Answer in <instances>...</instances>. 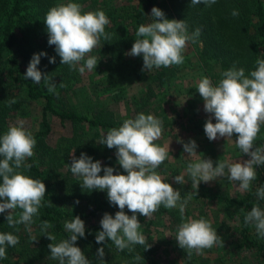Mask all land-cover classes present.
<instances>
[{"label": "trees", "instance_id": "1", "mask_svg": "<svg viewBox=\"0 0 264 264\" xmlns=\"http://www.w3.org/2000/svg\"><path fill=\"white\" fill-rule=\"evenodd\" d=\"M67 2L0 0V135L7 131L9 125L21 119L18 96L40 100L37 128L32 132L37 141L35 154L26 160L32 167L21 171L31 178L41 179L46 186L44 206L39 209V215L33 218L34 223L31 225L9 227L6 222L7 211L0 213V233H12L19 237L15 247L6 248L7 258L0 259V264H59L50 258L48 244L68 238L70 234L65 231L64 223L71 221L74 216H79L85 223V237H78L76 246L91 264H100L97 256L100 247L104 248L105 264H204V256L193 252L192 258L188 259L182 248L174 251L177 257L165 256L158 251V239L162 241V238L174 242L175 247L180 248L175 239L177 227L181 223L180 214L177 209L169 210L163 206L150 220L137 213L142 225L140 231L148 239L149 249L135 245L132 251H120L111 241L97 244L95 236L101 230L100 220L104 213L114 216L119 209L109 203L107 190L89 191L81 187L82 179L70 171V154L74 149L77 158L85 153L94 161L99 160L102 165L99 175L104 174V166L113 167L114 171L124 170L117 161L116 149H109L98 142L103 134L106 135L108 130L119 127L125 119H133L139 113L152 114L168 122L171 128L175 127V121L169 120L166 111L174 104L168 103L164 109L162 105H154L151 101H163V97L155 96L159 94L157 91L165 90L164 87H168L172 81L175 65L142 71L143 57L127 54L133 41L140 39L135 35L138 27L153 21L154 18L150 17L153 6L161 9L167 19H184L189 33L197 27L202 29L198 42L193 43L196 44L195 57L204 74L221 80V72L233 64L238 68L243 67L248 75L249 70L255 69V61L264 59V0H216L211 7L192 5L190 0H72L82 6V11L103 10L110 20L105 31L111 33V40L102 39L101 47L89 54L100 59L94 70H85L84 79L78 70L60 64L55 46L48 44V32L43 21L45 15L51 7ZM233 9L238 10V16H232ZM41 51L47 55L41 56L37 67L52 78L58 98L47 91L43 80L35 84L30 78H23L33 54ZM49 57H55V63H49ZM83 63L81 61L77 69ZM127 77L134 79L127 82ZM133 82H136L137 88L130 92ZM60 83L64 87H60ZM13 98L17 102L9 106L8 101ZM109 99L121 102L126 112L123 115L114 114L108 106ZM173 108L175 110V106ZM51 119L59 124H69L70 134L54 135ZM203 124L200 128L202 131ZM254 167L257 179L252 182L251 190L235 195L220 192L210 194L207 189L195 195L193 189L172 185L180 191L182 198L192 196L198 209L203 208L201 215L195 219L208 220L221 237L223 244L213 247L217 252V264H223L225 258H231L228 260L233 264H264V239L253 236L255 227L244 223V216L252 206L259 204L264 209V200H258L255 195L256 189L264 186V164ZM157 172L162 174L159 168ZM161 176L170 183L168 177ZM207 195H210L212 204H223L221 211H217V208L209 213L205 211L204 198ZM77 200L79 203H75ZM16 211L18 213L20 210ZM124 211L132 215L127 208ZM210 215L213 217L209 218ZM43 220L53 225L48 231L56 236L55 241L41 234ZM231 220L233 222L229 225ZM230 232L237 237L231 246L229 243L227 246L224 241ZM33 236L37 237L36 241L31 240ZM136 255L143 259L135 261Z\"/></svg>", "mask_w": 264, "mask_h": 264}, {"label": "clouds", "instance_id": "2", "mask_svg": "<svg viewBox=\"0 0 264 264\" xmlns=\"http://www.w3.org/2000/svg\"><path fill=\"white\" fill-rule=\"evenodd\" d=\"M190 3L211 7L216 0H190ZM238 15V10L233 9L232 16ZM150 17L154 18L151 23L138 27L135 35L140 39L134 41L127 54L143 57L142 71L182 64L184 50L189 42H198L202 29L197 27L189 33L184 19H167L163 11L155 6L151 9ZM43 21L48 32V44L55 46L60 64H66L81 74L86 69H95L100 58L89 54L93 49L101 47L102 39L111 40V33L105 31L110 20L103 10L82 11L79 3L68 0L67 3L51 7ZM45 55L43 51L33 54L23 78H30L35 84L43 80L47 91L58 98L52 78L37 67L41 56ZM48 59L49 63H55V57ZM81 61L84 63L77 69ZM255 64V69L249 70L248 75L243 67L238 68L233 64L221 72L222 78L216 85L207 76L198 81L196 89L204 101V111L215 118V123L211 117L204 123L207 138L213 141L221 137L232 138L236 134V147L249 158L235 162L230 159L218 160L213 166L210 158L196 156L195 140L190 139L187 143L178 141L183 144L184 152L196 156L195 161L186 166L195 195L201 181L207 183L225 176L231 182H238V191H250L252 182L257 179L254 166L264 164V148L254 147L260 126L264 124V59L258 58ZM59 86L64 87L63 83ZM16 102L13 98L8 101V105ZM162 131L163 121L152 114L139 113L133 119H125L122 125L103 134L98 142L109 149H116L117 161L126 174H114L113 167L104 166V174L99 175L101 162L94 161L85 153L77 158L74 149L70 154V171L82 179V188L89 191L107 190L109 203L119 209L114 216L104 213L100 220L101 230L95 236L97 244L111 241L120 251H132L135 245L149 249L148 239L140 231L142 225L137 213L150 220L163 206L169 210H179L181 223L177 227L175 239L178 246L187 253V258L191 259L193 252L203 255L204 249L222 245L223 241L208 220L185 219V211L192 196L182 198L180 191L157 172L168 160L170 153V141L166 146L155 143L161 138ZM36 143L33 133L25 127L23 120L9 125L7 131L0 135V213L7 211L6 222L9 227L31 225L34 223L33 218L38 217L39 209L44 206L45 184L41 179L31 178L21 171L32 167L26 160L34 156ZM173 179L179 184L186 183L184 175H176ZM255 195L258 200H264V186L257 188ZM125 208L132 213L131 216L125 213ZM17 209L20 210L18 213ZM244 223L255 227L258 238H264V209L259 204L252 206L245 214ZM52 227L48 220H43L40 232L50 241H55L56 236L48 231ZM64 229L70 235L58 243L48 244L50 258L59 264H91L84 252L76 246L78 237H85L84 221L74 216L71 221H65ZM31 240L36 241L37 237L33 236ZM18 243V236L0 233V259L7 258V247H15ZM104 255V248H98L100 264H105ZM142 259L140 255L134 257L135 261Z\"/></svg>", "mask_w": 264, "mask_h": 264}, {"label": "rangeland", "instance_id": "3", "mask_svg": "<svg viewBox=\"0 0 264 264\" xmlns=\"http://www.w3.org/2000/svg\"><path fill=\"white\" fill-rule=\"evenodd\" d=\"M134 42V41H133ZM195 45L193 43H188L186 49L183 52L184 61L180 65H175V75L172 81L168 84V87H164L165 90L157 91L159 94H156L155 98L163 97V101L160 102L156 99L151 100L154 105H162L164 109H166V105L172 103V108L167 111V115L170 116V121H175L176 125L174 128H171L168 122H163V131L162 136L155 143L160 146H166L170 141L169 148V158L162 164L159 170L162 172L160 175H164L168 177V181L171 185H183L190 189H195L192 187V181L190 177H188L186 173V166L190 162H194L196 156L201 157L202 159L210 158L213 161V166L218 160L230 159L233 162L237 160H246L249 157L246 154H241L239 149L235 145L236 134H233L232 138H219L213 141H210L205 132L200 130L202 128V124L205 123L207 119L211 117V114L204 111V101L200 96L198 90L196 89L198 81L207 76L204 74L201 67L199 66L196 54H195ZM139 57V56H137ZM81 78L84 79L85 73L81 74ZM214 85L219 83V79L215 77H209ZM222 78V77H221ZM134 78L127 77L126 81H133ZM136 82H133L130 86V92L136 90ZM18 112L20 113V120H23L25 123V127L33 132L37 128V120H38V111H39V102L40 100H30L26 97L18 96ZM185 100V101H184ZM184 101V102H183ZM108 106L110 109L114 111V114L119 113V115H123L126 112V109L122 106L121 102L116 99H109ZM175 106V110H173ZM184 112V114H181ZM213 121H215L214 117H211ZM197 123V125H194ZM51 124L53 128L54 135H69L70 134V125L59 124L55 119H51ZM204 125V124H203ZM100 133H105L103 131H99ZM195 140L197 144L196 148V156H190L183 150V144L178 141H183L187 143L189 140ZM264 145V124L260 126V132L258 133L257 139L254 142V147H263ZM124 173V170L115 169L114 174L116 173ZM176 175H184L186 183L179 184L177 183L173 177ZM238 182L234 183L227 179V177H220L210 182L199 183L198 189H196V193L200 194L204 189H207L210 194L220 192L224 195H235V193L240 192L237 190ZM210 195L204 198V209L207 213L214 211L217 208V211H221L223 204L220 205L221 202L212 204V199L209 198ZM214 200V199H213ZM225 206V205H224ZM203 208L197 207L193 198L188 202L185 214L186 219H195L197 215H201V211ZM179 213V210L177 209ZM211 214V213H210ZM213 217L210 215L209 218ZM233 220L230 221L229 225ZM253 236H257L256 231H252ZM233 232L229 233L224 241L228 246V243H233V239L236 238ZM264 239V238H259ZM159 241V242H158ZM158 251L165 256L176 255L174 251L181 250V248H177L174 245V242H168L167 239H163L162 241L158 239ZM228 241V242H227ZM217 252L212 248L206 249L204 254L205 262L204 264H217L216 260ZM227 255V252H226ZM177 257V255H176ZM231 258H225V262L223 264H233ZM195 264V263H192Z\"/></svg>", "mask_w": 264, "mask_h": 264}]
</instances>
